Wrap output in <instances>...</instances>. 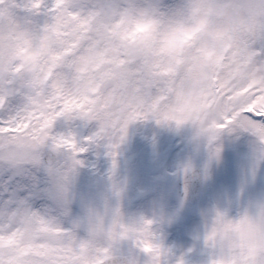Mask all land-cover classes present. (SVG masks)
<instances>
[{"label": "snow or ice", "instance_id": "obj_1", "mask_svg": "<svg viewBox=\"0 0 264 264\" xmlns=\"http://www.w3.org/2000/svg\"><path fill=\"white\" fill-rule=\"evenodd\" d=\"M0 264H264V0H0Z\"/></svg>", "mask_w": 264, "mask_h": 264}, {"label": "rangeland", "instance_id": "obj_2", "mask_svg": "<svg viewBox=\"0 0 264 264\" xmlns=\"http://www.w3.org/2000/svg\"><path fill=\"white\" fill-rule=\"evenodd\" d=\"M138 150L139 149H138L136 140H134L132 147L127 151L126 155L130 159L131 166L134 170V173L139 177V179L142 180L145 175V166H146L147 160L146 158L141 159V157L137 155Z\"/></svg>", "mask_w": 264, "mask_h": 264}]
</instances>
